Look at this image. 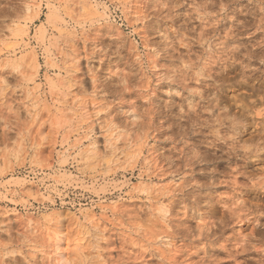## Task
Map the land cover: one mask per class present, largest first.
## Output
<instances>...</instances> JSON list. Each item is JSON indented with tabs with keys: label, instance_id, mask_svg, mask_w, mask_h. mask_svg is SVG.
<instances>
[{
	"label": "rangeland",
	"instance_id": "obj_1",
	"mask_svg": "<svg viewBox=\"0 0 264 264\" xmlns=\"http://www.w3.org/2000/svg\"><path fill=\"white\" fill-rule=\"evenodd\" d=\"M0 264H264V0H0Z\"/></svg>",
	"mask_w": 264,
	"mask_h": 264
},
{
	"label": "bare ground",
	"instance_id": "obj_2",
	"mask_svg": "<svg viewBox=\"0 0 264 264\" xmlns=\"http://www.w3.org/2000/svg\"><path fill=\"white\" fill-rule=\"evenodd\" d=\"M66 213H65V211L64 212H58V213H56V214H54V215H57L58 217H60V219H62V218H64L66 215H65ZM53 215V214H52ZM47 218V217H46ZM54 218V216H49V218H47L48 220L49 219H53ZM56 218V217H55ZM59 219V220H60ZM61 222V221H60ZM60 256H61V260H64L65 259V256H64V254H62V253H60Z\"/></svg>",
	"mask_w": 264,
	"mask_h": 264
}]
</instances>
